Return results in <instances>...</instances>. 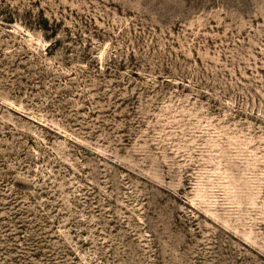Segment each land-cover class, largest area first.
<instances>
[{
	"label": "rangeland",
	"instance_id": "rangeland-1",
	"mask_svg": "<svg viewBox=\"0 0 264 264\" xmlns=\"http://www.w3.org/2000/svg\"><path fill=\"white\" fill-rule=\"evenodd\" d=\"M0 264H264V0H0Z\"/></svg>",
	"mask_w": 264,
	"mask_h": 264
}]
</instances>
